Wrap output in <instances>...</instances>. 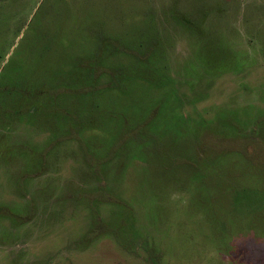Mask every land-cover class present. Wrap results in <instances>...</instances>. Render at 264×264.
<instances>
[{
  "label": "rangeland",
  "instance_id": "rangeland-1",
  "mask_svg": "<svg viewBox=\"0 0 264 264\" xmlns=\"http://www.w3.org/2000/svg\"><path fill=\"white\" fill-rule=\"evenodd\" d=\"M0 264H264V0H0Z\"/></svg>",
  "mask_w": 264,
  "mask_h": 264
}]
</instances>
